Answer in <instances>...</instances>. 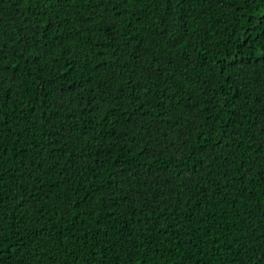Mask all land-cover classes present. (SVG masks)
<instances>
[{"label": "trees", "instance_id": "trees-1", "mask_svg": "<svg viewBox=\"0 0 264 264\" xmlns=\"http://www.w3.org/2000/svg\"><path fill=\"white\" fill-rule=\"evenodd\" d=\"M0 264H264V0H0Z\"/></svg>", "mask_w": 264, "mask_h": 264}]
</instances>
